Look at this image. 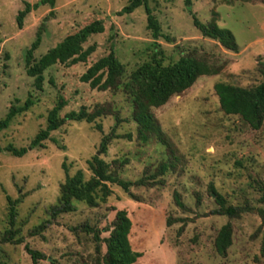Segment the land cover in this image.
Returning <instances> with one entry per match:
<instances>
[{"label": "rangeland", "instance_id": "rangeland-1", "mask_svg": "<svg viewBox=\"0 0 264 264\" xmlns=\"http://www.w3.org/2000/svg\"><path fill=\"white\" fill-rule=\"evenodd\" d=\"M40 1L0 0V121L12 106H22L30 93L35 101L0 131L1 148H28L23 157L0 152V264H33L26 247L43 256L37 264H103L106 247L97 244L94 234L99 231L101 240L108 238L106 230L122 210L132 222L131 248L142 254L136 264H264L259 214L264 209V123L253 130L238 116L225 115L215 92L218 83L245 89L261 83L264 0L193 1L192 14L202 23L214 21L233 33L237 52L201 34L185 0H149L161 26L163 37L158 40L147 28L144 7L120 15L130 0H54V6L32 10L19 29L16 18L25 3ZM96 21L103 22L105 31L92 36L84 47L95 46L96 51L85 63L48 69L43 90H36L26 72V53L38 32L42 42L35 52L37 59ZM112 46L125 67L123 84L117 92L91 89L82 78L105 60ZM188 55L206 61L217 74L200 77L163 107L151 109L169 148L155 138L141 142L132 119V98L124 85L146 63L162 59L168 66ZM59 97L68 104L61 116L83 107L89 112L104 108L108 115L90 124L67 123L42 147L32 149ZM114 111L122 120L118 125ZM114 130L120 137L102 153V139ZM96 155L132 183L155 174L164 163L171 166L156 182L133 186L130 193L111 185L112 195L97 208L75 203V212L51 217L67 175L81 171L89 180L88 162ZM212 186L227 206H248L252 211L236 219L215 215L218 205ZM7 197L20 200L14 230L22 244L2 241L10 229ZM227 223L233 226V243L221 257L214 243ZM41 225H46L44 230L38 229Z\"/></svg>", "mask_w": 264, "mask_h": 264}, {"label": "trees", "instance_id": "trees-1", "mask_svg": "<svg viewBox=\"0 0 264 264\" xmlns=\"http://www.w3.org/2000/svg\"><path fill=\"white\" fill-rule=\"evenodd\" d=\"M195 0H185V7L193 19L194 27L206 38L220 43L227 50L237 52L238 45L233 33L224 28H220L214 21L208 24L202 23L192 14V5ZM50 4L54 6V0H41L36 4L25 3V7L17 15L16 22L19 29L23 28V23L32 10H37L40 6ZM144 7L147 14V28L152 32L154 40L162 38L161 26L153 11L149 7V0H130L129 4L123 8L120 15L132 14L137 9ZM105 31L102 21L93 22L77 33L66 37L61 43L50 49L39 59L35 57V52L42 42V32H38L36 40L26 53V72L30 78L34 79V88L42 91L45 81V72L57 64L74 66L85 63L96 51L95 46L84 48L88 40ZM157 58V55L156 57ZM125 74V67L117 58L114 47H111L109 55L103 62L98 63L89 69L83 76V82L89 84L91 89L98 91L117 92L122 86V78ZM217 71L211 68L208 63L195 56L188 55L181 57L177 62L168 66L163 65V60H155L142 65L132 76L131 83L124 85V91L132 98L133 115L132 119L137 125L138 138L143 143H148L155 138L159 144L169 148V143L163 136L159 124L151 113V109L163 107L175 95L182 94L190 89L196 81L203 76L215 75ZM262 81L259 85L245 89L229 84L218 83L215 85V92L219 99L220 108L227 116H238L253 130H259L264 123V64L261 69ZM33 95L30 93L26 102L22 106H12L6 117L0 121V131L7 128L14 118L28 112L34 106ZM63 97L58 98L56 106L48 113L47 126L40 130L31 143V148L42 147L50 134L59 130L62 126L70 122L94 123L98 118L108 115L104 108H97L89 112L85 107L78 112H69L61 116L63 109L67 106ZM116 125L121 123L119 113L114 111ZM102 130L101 126H97ZM120 136L115 134V130L104 137L101 142V152L106 153L112 139ZM129 139L131 135L127 136ZM6 151L15 157H23L28 153V148L17 149L13 145L6 148L0 147V152ZM92 176L85 180L83 172L79 171L74 176L66 177L65 182L60 186V195L55 207L51 209V217L57 218L62 214H69L76 211L75 203H84L90 208H97L100 202H105L111 195V185H116L124 192L130 193L133 186H144L150 181H157V178L164 176L171 164H162L155 174L143 178L135 183L122 180L118 175V170L99 158L94 156L88 162ZM65 168V166H64ZM212 195L218 210L215 215L228 217L229 219L240 218L243 213L252 211L247 207L227 206L223 196L218 194L212 186ZM132 197V196H131ZM9 206L10 229L3 235V242L22 244L23 238L18 237L19 231L14 230L17 217V205L20 200L13 201L7 197ZM177 204L184 208L178 194H175ZM264 227V209L259 210ZM167 226H171V220L167 221ZM46 225L38 227L44 230ZM132 222L126 211H118L113 224L106 230L109 237L101 240L99 231L95 232L94 239L97 244L103 243L106 253L103 256V264H136L142 257L141 253L135 252L131 248L129 235ZM85 229V228H84ZM88 229V228H86ZM85 229V231H86ZM88 231H91L89 229ZM233 243V226L227 223L219 230L215 239L214 247L221 257L226 256ZM100 247V246H99ZM27 251L32 257L33 264L43 256L38 252ZM98 251L100 249L98 248ZM261 255L264 258V233L261 247Z\"/></svg>", "mask_w": 264, "mask_h": 264}]
</instances>
